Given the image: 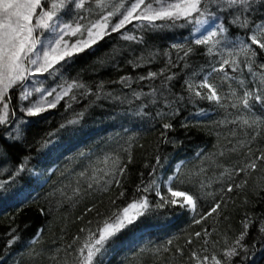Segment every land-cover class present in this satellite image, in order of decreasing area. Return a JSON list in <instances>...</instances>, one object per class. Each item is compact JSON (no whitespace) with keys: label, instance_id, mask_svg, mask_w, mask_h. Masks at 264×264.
Instances as JSON below:
<instances>
[{"label":"trees","instance_id":"16d2710c","mask_svg":"<svg viewBox=\"0 0 264 264\" xmlns=\"http://www.w3.org/2000/svg\"><path fill=\"white\" fill-rule=\"evenodd\" d=\"M131 2L104 0L98 7L85 0L83 9L70 2L61 17L88 25ZM204 11L216 22L208 44L195 43L205 37L196 36L194 22L147 27L133 20L59 73L32 77L33 89L84 86L38 116L25 111L38 93L21 100V86L10 91L9 120L0 125V184L7 186L0 190V264H81L89 233L145 197L149 211L109 242L97 258L102 264H214L213 256L221 264H264V103L255 101L264 97V49L250 39L264 25V0L234 6L205 0ZM233 59L236 71L231 63L213 71ZM205 79L219 102L189 90L191 84L206 95L198 87ZM245 91L253 93L248 109ZM157 185L168 200L169 187L191 195L195 210L183 197L157 207ZM242 233L238 254L225 257Z\"/></svg>","mask_w":264,"mask_h":264},{"label":"snow or ice","instance_id":"6c2138e0","mask_svg":"<svg viewBox=\"0 0 264 264\" xmlns=\"http://www.w3.org/2000/svg\"><path fill=\"white\" fill-rule=\"evenodd\" d=\"M70 2L75 4L76 9H83L85 5V0H51L50 7H47L49 0H0V105H2L0 107V125L6 124L9 120L10 101L7 98L10 91L16 86L23 88L21 100H27L34 92L41 97V99L36 100L31 107L25 110L28 116H38L46 110L56 107V104L63 97L68 96L73 88L84 87L81 84L72 83L59 91L56 89L46 91L40 88L28 90L23 86L25 82H28L30 78L38 74L47 73L52 76L59 73L74 56L91 48L97 43L98 39L107 35L109 22L118 14L121 18L110 27L111 32L119 31L133 20L140 21L142 25L147 27L156 26V21H170L175 24L176 21L184 20L186 23L194 22L197 26L208 22L204 19L205 0H134V2H131V7L127 8L125 12H121L120 8L123 7L121 5L112 11H108L99 20L88 25L78 21L69 24L62 19L61 14L66 11ZM216 2L218 3L219 0H216ZM226 3L229 6L250 5V0H226ZM97 6L104 7V0H97ZM241 26L246 27L247 20ZM196 30L199 31V28ZM219 31L223 33L226 29L220 27ZM85 32L87 33V38H83ZM45 33L47 35H44ZM216 35L217 32L213 31L204 39H196L195 43L198 45L208 44ZM66 36H80L81 38L75 42H69L65 39ZM258 36L264 37V25H258L257 33L250 37L253 45H258L260 49H264V42H261ZM124 38L134 39L132 36H125ZM241 43L243 44V42ZM174 47L177 46L174 45ZM190 51L191 49L186 51L184 55L187 56ZM241 51L244 53L251 52L252 57L257 55L256 51L247 45H243ZM208 52L211 53L212 48H208ZM230 63L233 66V71H236L239 65L234 59L231 62L224 60L220 69H213V71H223L224 65ZM259 66L264 69V63ZM249 71H252L250 65ZM253 75L256 74L253 73ZM259 79L261 83H264V73L260 74ZM240 83L243 84V81ZM198 87L207 89V94L205 95L195 90L191 84L189 85V90L195 91L197 97L206 98L210 101H220L216 86L209 83L208 79H205ZM50 96H54V99L48 100ZM252 98L253 93L244 92L241 103L245 109L250 107L249 100ZM255 101L256 103H264V97L256 95ZM233 107H236V105H233ZM74 122L70 121L69 123ZM243 122L245 124L249 123L248 120ZM253 123L256 122L253 121ZM164 127L169 128L171 126L165 124ZM19 134L18 130L17 135ZM255 166L254 162L250 165L253 168ZM20 171H23V165H21ZM120 172L122 174L124 169L121 168ZM116 183L119 184L120 181L116 180ZM152 183L155 184V181ZM149 187L151 185L144 188V191H148ZM0 190L6 191L7 186L0 184ZM228 190L231 191V187ZM168 191L173 197L171 200L161 195L157 185L156 194L160 196L162 201V204L157 205V207H162L169 203L176 205L177 200L174 198L183 197L184 202L195 210V201L191 195L182 191H173L171 187L168 188ZM180 206L184 207V204ZM218 208L219 204L212 208V213H215ZM149 209L150 205L145 197L128 204L122 210V214L116 213L113 217L107 218L102 226H98L96 232L89 233L87 241L83 248L80 249L81 253L85 249L87 250V255L81 257V264H102V260L97 258L104 254L109 242L124 229L133 225ZM195 222L199 223L200 221L197 220ZM247 227L246 223L245 228ZM261 231L264 232V228H261ZM245 234L242 233L237 238L235 246L230 247L224 253L225 257L230 259L238 254L237 249L242 247L241 241L244 239ZM196 235L199 236L200 233ZM12 242L11 240L9 241L10 244ZM193 255L195 256V254ZM212 260L214 264H221V261L215 256L212 257Z\"/></svg>","mask_w":264,"mask_h":264},{"label":"rangeland","instance_id":"374dc122","mask_svg":"<svg viewBox=\"0 0 264 264\" xmlns=\"http://www.w3.org/2000/svg\"><path fill=\"white\" fill-rule=\"evenodd\" d=\"M50 5H51V0H49V4H48V6L50 7ZM131 7V4L130 5H128L126 8H124L121 12H125L126 11V9L127 8H130ZM121 18V16L118 14L117 15V18L114 20V21H110L109 22V31H110V27L113 25V24H115V23H117L118 21H119V19ZM204 19L205 20H207L208 22L206 23V24H204V25H200V26H197V25H195V33H196V36H198V38H203V37H207V36H209V34L211 33V32H213L214 31V26L216 25L215 23V19H213V18H211V16H204ZM197 28H199V31H197L196 29ZM108 31V32H109ZM44 35H47V33H45ZM67 37L68 36H66L65 37V39L66 40H68L67 39ZM84 38H87V33H86V35H85V37ZM69 41V40H68ZM69 42H75V41H69ZM31 79V78H30ZM33 79H31L30 81H32ZM24 88H27L28 90H30L31 88H32V83H30L29 81L28 82H25V84H24V86H23ZM35 88H40L41 89V87H35ZM33 89V88H32ZM39 95V94H38ZM36 100H38V99H41V97L39 96V97H37V98H35ZM54 99V96H50V97H48V100H53ZM36 100H34L32 103H34ZM0 107H2V105H0ZM186 204V203H185ZM189 206V205H188ZM191 207V206H190Z\"/></svg>","mask_w":264,"mask_h":264}]
</instances>
